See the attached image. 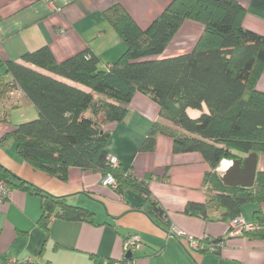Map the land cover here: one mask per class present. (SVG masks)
I'll use <instances>...</instances> for the list:
<instances>
[{"label":"trees","instance_id":"1","mask_svg":"<svg viewBox=\"0 0 264 264\" xmlns=\"http://www.w3.org/2000/svg\"><path fill=\"white\" fill-rule=\"evenodd\" d=\"M244 14L237 0H171L141 28L115 3L104 16L125 49L107 69L89 50L62 61L48 46L24 53L20 61L0 58V97L18 88L37 111L36 117L4 133L0 143L13 140L21 161L62 181L70 167L111 174L116 189L138 192L145 212L167 231L168 215L146 183L108 161L110 132L105 126L123 121L132 97L140 92L156 102L160 117L140 150L153 151L157 136L164 135L172 139L175 153L197 152L208 165L203 177L206 201L188 202L184 213L206 218L220 210L221 219L230 220L242 216L245 205H253L255 227L242 236L264 241V171L256 172L248 188L226 186L217 171L222 160L242 164L246 155L264 152V92L256 89L264 69V36L242 25ZM186 20L203 25L193 48L162 57ZM189 110L199 113L191 117ZM0 178L11 188L40 195L45 228L52 217L94 223L89 210L47 194L2 166Z\"/></svg>","mask_w":264,"mask_h":264},{"label":"crops","instance_id":"2","mask_svg":"<svg viewBox=\"0 0 264 264\" xmlns=\"http://www.w3.org/2000/svg\"><path fill=\"white\" fill-rule=\"evenodd\" d=\"M171 0H0V58L20 61L21 56L48 46L57 61L83 50L101 58L107 69L124 51L104 11L119 3L141 27H147ZM245 9L242 25L264 36V0H237ZM203 30L200 22L186 20L170 40L162 57L189 52ZM256 89L264 92V69ZM37 111L21 90L13 88L0 97V138L20 120L9 112ZM21 112L15 118L23 117ZM198 111L189 110L191 117ZM21 119V118H19ZM160 120L159 107L149 96L136 92L121 122L109 130L106 149L118 165L146 183L180 235L220 239L224 246L213 253L202 243L189 249L184 237L168 236L166 227L148 215L142 196L131 188L122 191L104 186L100 172L68 169L66 180L32 168L19 159L15 142L0 143V166L49 195L94 214V223L49 218L40 223V195L12 188L0 200V264H111L125 255L124 242L131 234L142 239L132 252V264H264V241L228 233V221L213 210L206 218L184 213L188 202L204 203L203 177L208 165L197 152L175 153L171 138L158 135L153 151L140 150L151 125ZM24 121V120H23ZM21 122V121H20ZM264 171V152L257 154L256 172ZM264 215V203L261 204ZM254 206L247 204L242 217L252 223Z\"/></svg>","mask_w":264,"mask_h":264},{"label":"built area","instance_id":"3","mask_svg":"<svg viewBox=\"0 0 264 264\" xmlns=\"http://www.w3.org/2000/svg\"><path fill=\"white\" fill-rule=\"evenodd\" d=\"M108 161L112 166H118V159L114 156H108ZM231 161L222 160L217 168L219 175L221 176L225 170L231 165ZM222 164H224L222 166ZM101 183L104 186H110L113 189L117 188V182L115 178L106 173L103 175L101 179ZM11 187L7 181L0 178V200L8 198L11 193ZM255 224L247 222L242 216H237L228 221V233L230 235H242L243 232L254 229ZM168 236L179 235L180 237H184L189 249L191 250H200L202 248V243L207 244V250L213 253L220 251V249L224 246V241L220 239H210L208 237H194L192 235H180L179 230L170 225L167 230ZM142 246V239L138 234L129 235L124 242V252H133L135 250L140 249ZM111 264H132L130 260L127 259L126 256L120 261H113Z\"/></svg>","mask_w":264,"mask_h":264},{"label":"water","instance_id":"4","mask_svg":"<svg viewBox=\"0 0 264 264\" xmlns=\"http://www.w3.org/2000/svg\"><path fill=\"white\" fill-rule=\"evenodd\" d=\"M231 165L220 176L226 186L251 187L255 180L257 154L250 153L244 157L242 164L240 160L231 161ZM126 257H131L132 252H127Z\"/></svg>","mask_w":264,"mask_h":264},{"label":"rangeland","instance_id":"5","mask_svg":"<svg viewBox=\"0 0 264 264\" xmlns=\"http://www.w3.org/2000/svg\"><path fill=\"white\" fill-rule=\"evenodd\" d=\"M9 75H6V79H9V77H8ZM21 112H24L23 113V117H19V118H21V119H19V118H15V115H18L19 113H21ZM21 112H15V111H13V112H9V118H11L12 120H13V118L15 119V120H20L21 122L23 121V120H29V111L28 110H26V109H23ZM0 114H2L3 115V111L2 110H0ZM20 121H16V122H19L20 123Z\"/></svg>","mask_w":264,"mask_h":264},{"label":"bare ground","instance_id":"6","mask_svg":"<svg viewBox=\"0 0 264 264\" xmlns=\"http://www.w3.org/2000/svg\"><path fill=\"white\" fill-rule=\"evenodd\" d=\"M225 161H227V160H225ZM224 164H222V166H223Z\"/></svg>","mask_w":264,"mask_h":264}]
</instances>
